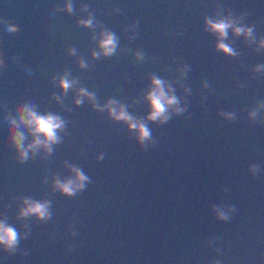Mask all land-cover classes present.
I'll return each instance as SVG.
<instances>
[{"label": "water", "instance_id": "95a60500", "mask_svg": "<svg viewBox=\"0 0 264 264\" xmlns=\"http://www.w3.org/2000/svg\"><path fill=\"white\" fill-rule=\"evenodd\" d=\"M0 61V221L18 233L0 264H264V0H0ZM153 78L167 121L147 118ZM25 106L64 121L57 142L29 147ZM73 169L88 180L69 195Z\"/></svg>", "mask_w": 264, "mask_h": 264}, {"label": "clouds", "instance_id": "9594fccd", "mask_svg": "<svg viewBox=\"0 0 264 264\" xmlns=\"http://www.w3.org/2000/svg\"><path fill=\"white\" fill-rule=\"evenodd\" d=\"M69 10H71L70 7ZM81 23L91 25V20L81 21ZM206 23L209 30L217 33L220 37H225L227 35V30L232 27V24L226 20L213 21L209 19ZM16 28V25L8 26L9 31H15ZM234 31L237 34L241 32H247V34H250V30H245L242 27H237ZM99 45L105 55H112L116 48V38L111 33H105L103 38L99 41ZM217 47L226 53L233 54V50L227 44L223 43L222 40L218 42ZM96 55H98V53L94 52L93 56ZM0 63H2V61H0ZM59 83L64 90H67L72 87L73 81L61 78ZM152 83L154 87L147 95L151 108L147 118L152 121H156L158 119L161 121H167L169 119V116L167 115L168 108L169 106L177 103L176 97L165 91L164 83L160 79L153 78ZM80 92L84 95H91V93H87L84 89H80ZM76 103L79 104L81 101L77 99ZM115 103L116 101L110 100L108 105H113ZM176 111L180 112L182 109H176ZM22 112L23 114L20 116V121L29 126L30 131L36 137L33 145H30L29 147H34L36 145H44L45 147H48L51 143L58 141L57 130L62 128L64 124V121H62L59 116L51 113L40 115L28 106H25L22 109ZM109 112L114 118L127 121L129 126L136 130L137 139L142 146L143 142L150 138V131L148 127L144 123L135 120L131 115L124 111L123 106H120L119 111L115 107H109ZM41 136L43 139L40 138ZM23 139L24 136L21 132L17 131L14 133L13 140L16 146L21 150L20 155L22 159L27 157V152L21 144ZM48 150L50 151L51 149L49 148ZM73 171L76 172V181H79L80 183H74L73 180H67L63 183L56 181V186L59 187L62 192L69 195H73L76 188H84V183L82 182L88 180V177L78 169H73ZM25 202L28 206L20 211L21 216L34 214L38 218H45L50 215L46 202L41 203L27 200ZM220 217L223 219L227 218L223 213L220 214ZM17 243L18 233L16 229L3 221H0V244L4 245L7 250L11 251Z\"/></svg>", "mask_w": 264, "mask_h": 264}]
</instances>
